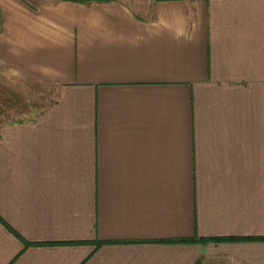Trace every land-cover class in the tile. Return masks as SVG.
<instances>
[{
    "label": "crops",
    "instance_id": "0c3cea01",
    "mask_svg": "<svg viewBox=\"0 0 264 264\" xmlns=\"http://www.w3.org/2000/svg\"><path fill=\"white\" fill-rule=\"evenodd\" d=\"M3 63L55 96L0 120V264H264V0H0Z\"/></svg>",
    "mask_w": 264,
    "mask_h": 264
},
{
    "label": "rangeland",
    "instance_id": "374dc122",
    "mask_svg": "<svg viewBox=\"0 0 264 264\" xmlns=\"http://www.w3.org/2000/svg\"><path fill=\"white\" fill-rule=\"evenodd\" d=\"M33 5H40L41 3H49L57 0H27ZM0 68V108L5 105V110L0 109V120L5 116L6 120L14 118H28L31 111L27 108L36 105L49 104L53 98L54 93L46 87L31 83L29 80L23 79L21 76L14 78L12 70L3 63ZM17 100L16 106L12 104V100ZM2 103L4 105H2ZM27 107V108H26Z\"/></svg>",
    "mask_w": 264,
    "mask_h": 264
},
{
    "label": "trees",
    "instance_id": "16d2710c",
    "mask_svg": "<svg viewBox=\"0 0 264 264\" xmlns=\"http://www.w3.org/2000/svg\"><path fill=\"white\" fill-rule=\"evenodd\" d=\"M37 110H33V112H35ZM37 113V112H36ZM0 220L9 228L11 229L17 236L18 234L16 233V231H14L10 226H8L7 223H5L1 217H0ZM23 240V242L25 243L26 246L28 245H31V244H35V243H31V242H28L26 241L25 239L21 238ZM216 240V239H226V238H203V237H198V236H193V237H182V238H177V239H167V240H161V242H175V243H200V242H204V241H208V240ZM230 239V238H229ZM97 245H101L103 244V242H100V241H97L96 242Z\"/></svg>",
    "mask_w": 264,
    "mask_h": 264
}]
</instances>
